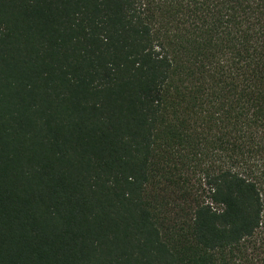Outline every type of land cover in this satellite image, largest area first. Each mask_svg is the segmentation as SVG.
<instances>
[{
    "label": "trees",
    "instance_id": "obj_1",
    "mask_svg": "<svg viewBox=\"0 0 264 264\" xmlns=\"http://www.w3.org/2000/svg\"><path fill=\"white\" fill-rule=\"evenodd\" d=\"M0 264H264V0H0Z\"/></svg>",
    "mask_w": 264,
    "mask_h": 264
}]
</instances>
